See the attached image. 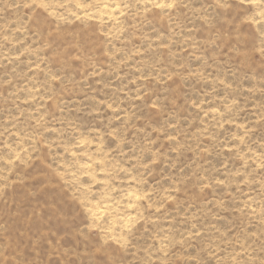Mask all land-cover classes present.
I'll return each mask as SVG.
<instances>
[{
    "label": "rangeland",
    "instance_id": "rangeland-1",
    "mask_svg": "<svg viewBox=\"0 0 264 264\" xmlns=\"http://www.w3.org/2000/svg\"><path fill=\"white\" fill-rule=\"evenodd\" d=\"M0 264H264V0H0Z\"/></svg>",
    "mask_w": 264,
    "mask_h": 264
}]
</instances>
